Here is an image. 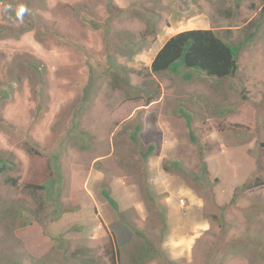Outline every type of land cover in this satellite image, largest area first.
I'll return each instance as SVG.
<instances>
[{
    "label": "rangeland",
    "instance_id": "374dc122",
    "mask_svg": "<svg viewBox=\"0 0 264 264\" xmlns=\"http://www.w3.org/2000/svg\"><path fill=\"white\" fill-rule=\"evenodd\" d=\"M108 1L32 0L29 17L55 31L40 42L9 11L24 1L0 0V158L13 166L0 175V264H264V1L136 0L127 9L141 21L126 12L114 23ZM196 29L233 43L256 34L234 81L248 100L204 74L150 73L153 53ZM113 58L150 95L130 101L113 89ZM180 108L193 115L205 181L165 170L178 161L202 175ZM133 121L143 126L137 142ZM48 160L61 168L58 195L27 188L48 180ZM247 182L255 188L231 203Z\"/></svg>",
    "mask_w": 264,
    "mask_h": 264
},
{
    "label": "trees",
    "instance_id": "16d2710c",
    "mask_svg": "<svg viewBox=\"0 0 264 264\" xmlns=\"http://www.w3.org/2000/svg\"><path fill=\"white\" fill-rule=\"evenodd\" d=\"M23 1L24 2L16 4L15 9H9V11H12L11 14L17 16L18 19L25 16V18L29 20L21 26L19 33L26 34L27 32L33 31L35 32L36 38L40 42H43L45 40L43 38V35L47 36L48 34L52 33V35L54 36L55 31L47 27L43 23V20L41 18L34 17L32 15L29 17L30 13L35 14L34 12H32V0ZM237 7H239L238 4ZM262 10H264V7ZM124 13L126 12L114 5L113 0L108 1L107 16L109 21L107 22L113 21L112 18L116 15L119 16ZM39 30L41 31L40 33ZM7 32V28L0 26V39ZM106 33L108 37H113V35H115V33L110 32V29L107 30ZM255 35V33H251L243 41L239 43H233L227 38L216 35L213 30L196 29L180 32L175 36L171 37L169 40H167L165 44L157 51L155 57L152 60V64L149 67L150 73L155 75L172 74L177 77H180L183 82H192L196 74H204L210 78L217 79L219 81L218 86H222L224 85V83H232L234 86L230 84L232 88L231 93L238 92V94L241 95V98L246 101L248 100L247 90L245 88L239 90V88L235 86L234 81L237 78L239 72V59L242 50L247 44L251 43V41L255 38ZM139 48L142 49V42L139 43ZM113 59L115 67L117 66V71L111 73V76L113 77L111 86L113 89L122 86L124 90L128 91L127 100L130 101H137L142 91L150 95V90L148 89V86H146V91L144 87L133 86L130 82V71L124 66L118 65V62H116V58ZM113 66L114 64L111 65L110 68H112ZM30 68L35 72H40V69H38L39 67L36 63H31ZM151 99L152 97H149V100ZM178 114L180 117H183L185 119L186 125L189 129L190 141L198 148L197 157L200 159L202 175H195L196 173H189V171L183 168L182 164L178 161H174L170 164H167L165 166V170L181 172L184 175L191 177L197 182L205 181V176L208 173L207 164L206 162H204L203 153L198 147L199 139L194 131L193 115L183 108H180L178 110ZM133 125L134 121L128 125L130 130L131 127H133V131L130 133L129 136L131 141L137 142L139 136L142 134L143 126L141 123L137 124L136 126ZM26 147L27 151L31 156H43V154L34 145H31V143H27ZM157 150L158 147L156 145H151L147 151L143 152V160L147 162L148 158L154 153H156ZM48 164V180L41 185H27V188L44 191L47 195H50L51 193H53L54 195H58L57 192H53L56 184L54 176L60 173L61 168L58 165H51L50 160H48ZM12 168L13 166L11 161L0 158V175L6 171L12 170ZM57 180H61V175ZM6 183L16 186L18 180L8 178L6 179ZM254 188L255 186L252 185V183H245L242 187L236 189L231 203H233L236 198L241 194H244L245 192ZM101 193L107 199L113 209L119 212V204L111 196V193L108 188H103ZM147 196L149 197V200H152L151 193L147 192ZM146 246H148V251H152L154 254L161 255L159 251L153 248L150 242H146ZM75 254H78V252L74 253L73 256H75Z\"/></svg>",
    "mask_w": 264,
    "mask_h": 264
},
{
    "label": "crops",
    "instance_id": "0c3cea01",
    "mask_svg": "<svg viewBox=\"0 0 264 264\" xmlns=\"http://www.w3.org/2000/svg\"><path fill=\"white\" fill-rule=\"evenodd\" d=\"M136 0H113V3H114V5L115 6H117L119 9H122L123 11H125V12H127L126 14H128V10L129 9H127L131 4H133L134 2H135ZM127 2V4H125ZM131 10V9H130ZM125 15V14H124ZM122 16V15H121ZM114 18V17H113ZM112 18V19H113ZM116 18H119V17H116ZM142 18L143 19H145V17H143L142 16ZM133 19H137V20H139V21H141L140 20V18H139V16H137V15H133L132 13H131V11L129 12V15H128V17H127V21H131V20H133ZM115 21H118V19L117 20H115ZM157 53V52H156ZM156 53H153V57H152V60H153V58L155 57V55H156ZM152 60L150 61V64L149 65H151V63H152Z\"/></svg>",
    "mask_w": 264,
    "mask_h": 264
},
{
    "label": "clouds",
    "instance_id": "9594fccd",
    "mask_svg": "<svg viewBox=\"0 0 264 264\" xmlns=\"http://www.w3.org/2000/svg\"><path fill=\"white\" fill-rule=\"evenodd\" d=\"M152 64V63H151ZM151 66V65H150Z\"/></svg>",
    "mask_w": 264,
    "mask_h": 264
}]
</instances>
